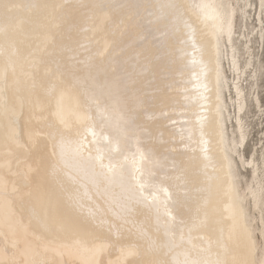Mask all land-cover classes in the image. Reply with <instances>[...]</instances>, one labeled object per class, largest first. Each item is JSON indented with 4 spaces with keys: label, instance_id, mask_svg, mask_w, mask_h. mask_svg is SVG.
Masks as SVG:
<instances>
[{
    "label": "bare ground",
    "instance_id": "6f19581e",
    "mask_svg": "<svg viewBox=\"0 0 264 264\" xmlns=\"http://www.w3.org/2000/svg\"><path fill=\"white\" fill-rule=\"evenodd\" d=\"M249 5L0 0V264H264Z\"/></svg>",
    "mask_w": 264,
    "mask_h": 264
},
{
    "label": "rangeland",
    "instance_id": "374dc122",
    "mask_svg": "<svg viewBox=\"0 0 264 264\" xmlns=\"http://www.w3.org/2000/svg\"><path fill=\"white\" fill-rule=\"evenodd\" d=\"M249 3L250 5L245 9V19L242 20L239 14H236L234 18V38L236 39L240 65L243 66L249 59L247 47L249 48L251 55L250 67L245 70V74L242 78L245 94L243 118L247 125L248 136L244 147L241 148V153L246 161L254 158V160L256 159L257 163L260 165L261 169H264V161L261 164L260 159L261 154H264V0L261 7L259 6V0H249ZM248 40L249 43H247ZM226 50L228 52V49ZM223 65L229 84V92H225V101L228 110H230L232 113L231 115H233L230 96H234L231 83L235 76L228 70L225 60ZM256 101H258L259 107H256ZM227 126L228 129L231 130L229 123ZM238 167L244 178L241 182V185L244 188L245 183L249 184L251 182V180H249V178H251L250 169H242L239 163ZM256 215L257 214L255 213V216ZM258 241L261 245L262 240L259 237Z\"/></svg>",
    "mask_w": 264,
    "mask_h": 264
},
{
    "label": "snow or ice",
    "instance_id": "6c2138e0",
    "mask_svg": "<svg viewBox=\"0 0 264 264\" xmlns=\"http://www.w3.org/2000/svg\"><path fill=\"white\" fill-rule=\"evenodd\" d=\"M138 195L143 196V192L142 191L138 192ZM145 199L147 198L145 197Z\"/></svg>",
    "mask_w": 264,
    "mask_h": 264
}]
</instances>
